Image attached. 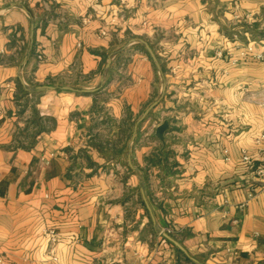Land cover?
Returning a JSON list of instances; mask_svg holds the SVG:
<instances>
[{"label":"crops","instance_id":"obj_1","mask_svg":"<svg viewBox=\"0 0 264 264\" xmlns=\"http://www.w3.org/2000/svg\"><path fill=\"white\" fill-rule=\"evenodd\" d=\"M238 33L264 52V0H0V256L264 264V190L242 162L264 165V61L215 55Z\"/></svg>","mask_w":264,"mask_h":264},{"label":"built area","instance_id":"obj_2","mask_svg":"<svg viewBox=\"0 0 264 264\" xmlns=\"http://www.w3.org/2000/svg\"><path fill=\"white\" fill-rule=\"evenodd\" d=\"M234 44L230 46L227 50L219 49L216 52V57L219 59L227 60L232 64H238L242 60L252 59L257 61H264V52L259 51L257 46L254 43H245L241 41L239 35L235 34L233 36ZM257 143L259 144V151L262 155H264V134L259 136L257 139ZM242 162L251 170H253L256 174V181L262 182V189L264 190V165L256 166L255 159L247 152H243ZM256 188L254 184L251 186V190L254 191ZM254 194L252 193V196ZM167 233H171L170 230L166 231ZM45 235L50 240L52 246H55L59 241V234L57 230L53 227L46 228L44 230ZM162 235V233H160ZM57 260V258H54ZM0 264H9L7 259L3 256H0Z\"/></svg>","mask_w":264,"mask_h":264},{"label":"water","instance_id":"obj_3","mask_svg":"<svg viewBox=\"0 0 264 264\" xmlns=\"http://www.w3.org/2000/svg\"><path fill=\"white\" fill-rule=\"evenodd\" d=\"M141 43H143L146 48H147V51L149 52L150 56L152 57V59L154 60L155 64L157 65L158 68H161V65L159 63V60L157 58V55L156 53L154 52L152 46L145 40L141 39L140 40ZM43 88H48V89H52V90H55L56 88L53 87V86H43ZM64 89H67V90H74L73 88H70V87H65ZM165 90V87L164 89ZM164 93V92H163ZM163 98V95L156 101H154L147 109L146 111L144 112V114L139 118V120L136 122V125H135V128H134V136L133 138H135V135L138 131V127H139V124L142 123L146 118L147 116L151 113V111H153L161 102V99ZM171 130V122L169 119H165L163 122H161L157 127H156V130H155V137L160 140L163 144V147L165 148L166 146V143H167V133ZM164 148L162 150H164ZM142 193H143V196H144V200L147 204V207L149 210L150 209V206L147 202V198L145 196V189L142 188ZM162 235L168 239L169 241H171L175 246H177L182 252H184L187 256L191 257L189 252L185 249V247L178 241L176 240L173 236H171L169 233H167L166 231H162L161 232Z\"/></svg>","mask_w":264,"mask_h":264},{"label":"trees","instance_id":"obj_4","mask_svg":"<svg viewBox=\"0 0 264 264\" xmlns=\"http://www.w3.org/2000/svg\"><path fill=\"white\" fill-rule=\"evenodd\" d=\"M141 46H142V48L144 49V52H146L149 56H150V54H149V52L147 51V49H146V47L143 45V44H141V43H139ZM151 57V56H150ZM108 58V56H105L104 55V62L106 61V59ZM166 67L164 66V65H161V72H162V74L163 75H165L166 74ZM53 83V82H52ZM19 87H20V89L22 90L21 92H22V94H21V96H25V95H28L29 93H30V91L27 89V88H25L21 83H19ZM50 121V119L48 118V119H46V118H43V117H41V116H39V114L38 113H36V111H35V115H34V117H33V119L31 120V124L34 126V127H36L37 128V130L38 129H41V128H45V124H43V122L44 121ZM26 130H28V129H26ZM25 130V131H26ZM132 130H133V124L131 125V126H129V132H128V137H129V139L131 138V136H132ZM30 135L29 136H32L33 135V133H29ZM155 157L157 158V160H159V161H162V159H163V157H162V154L159 152V151H157L156 153H155ZM150 162H151V159H148ZM165 163H167V161H168V158H167V155H165ZM147 177H145V181L147 180L146 179ZM171 235H174L173 233H170ZM182 253V252H181ZM183 254V253H182ZM184 255V254H183ZM185 256V255H184ZM188 260H190L188 257H186ZM194 264H201L200 262H194Z\"/></svg>","mask_w":264,"mask_h":264},{"label":"rangeland","instance_id":"obj_5","mask_svg":"<svg viewBox=\"0 0 264 264\" xmlns=\"http://www.w3.org/2000/svg\"><path fill=\"white\" fill-rule=\"evenodd\" d=\"M237 35H239V33ZM239 38H240L241 41H243L240 35H239Z\"/></svg>","mask_w":264,"mask_h":264}]
</instances>
